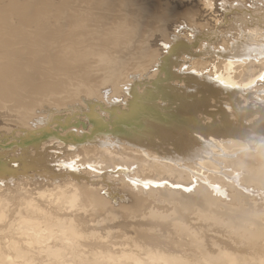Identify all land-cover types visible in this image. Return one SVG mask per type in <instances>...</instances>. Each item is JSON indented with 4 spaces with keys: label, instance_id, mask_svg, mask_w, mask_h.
Returning <instances> with one entry per match:
<instances>
[{
    "label": "bare ground",
    "instance_id": "bare-ground-1",
    "mask_svg": "<svg viewBox=\"0 0 264 264\" xmlns=\"http://www.w3.org/2000/svg\"><path fill=\"white\" fill-rule=\"evenodd\" d=\"M73 1L75 43L104 46L121 23L149 39L137 70L113 66L100 87L110 93L0 124V264H264V0ZM182 21L193 34L172 30ZM6 68L0 95L19 75ZM63 167L61 181H44Z\"/></svg>",
    "mask_w": 264,
    "mask_h": 264
},
{
    "label": "rangeland",
    "instance_id": "rangeland-1",
    "mask_svg": "<svg viewBox=\"0 0 264 264\" xmlns=\"http://www.w3.org/2000/svg\"><path fill=\"white\" fill-rule=\"evenodd\" d=\"M33 1L35 0H0V62L4 63V65L8 67L6 68V70L10 73L12 72V70H14L13 68H19L18 72L15 73L19 75L15 76L13 80L11 76L7 79V83L9 85L4 90V93L0 95V124L11 122L18 115L23 116L25 114L23 111L45 113V107H47V105L57 104L63 101L66 102L64 106L67 107L73 100L82 99L86 101L87 99H85V97L89 95L90 91H95L96 93H110L111 87L107 86L102 91H100V87L107 85L106 81L108 80V77L112 72L113 66L118 61H122L126 62L127 64H132L134 66L132 71L137 70L139 68V56L143 51L147 40L149 39L150 32H148L147 29L144 30L132 24L121 23L115 25L113 27L114 29L109 32L107 37L108 39L106 38L107 42L104 46H94L92 44L83 45L80 43H75L78 42L77 40L80 35L75 34V37L77 35L78 37H76V39L74 38L73 35L78 30H74L70 26L69 21L70 19H76L73 14L74 9L75 12L77 11L78 7H76V5L78 4V1L77 3L73 1L69 4V2L66 3V0H36L35 2L37 3L34 2L36 6L34 5ZM53 2H56V5ZM60 2H62L63 4H60ZM200 3H202V8L204 9L206 5L203 4L202 1ZM258 3L261 6H264V3H262L261 1H259ZM31 4L33 5V7ZM218 4L222 6V9L220 10L225 11L228 18L235 16V9L229 10L228 8L230 7H228V5H224L222 3ZM247 5V7H249V4ZM57 6L59 10L57 9ZM24 7L25 9H23ZM251 7L255 8V6L252 5ZM41 9L43 11H41ZM71 9L73 10L71 11ZM242 9H244L242 10V12H244L247 18L250 16L253 17V15L249 13L250 9L246 7ZM238 12L239 14H242L240 13V10ZM12 13H15L16 15H12ZM208 13L210 12L205 11L203 17L213 20L214 24L217 25V27H224L225 25H229V27H231V24L233 23V25H236V22H233L232 20L222 21L221 18L218 20L217 17L215 18V16H218V13H210V17L207 15ZM24 17H31L32 20L25 19ZM15 21H19V23H15ZM31 21L33 22L30 23ZM36 21L40 22L38 23ZM254 23L256 22L254 21ZM25 24L28 25L25 26ZM29 24L30 26L32 24L33 25L30 27ZM53 24L55 27H53ZM258 24L259 23L252 26H258ZM66 25L69 28H67ZM242 25L246 27L248 23L243 21ZM58 28H60L61 31L58 30ZM68 29H70V32ZM56 30L59 32H57ZM172 30L175 31L176 34L181 33L183 30H186L189 33L193 34V29L189 25H187L185 21H182V23L174 24L172 26ZM214 31L215 29H213V32ZM231 32L233 31H230V33ZM41 33L44 35V37ZM56 33H59L60 37L59 34ZM65 34L67 38L64 37ZM88 34H90V32L83 34L86 35V37H82L90 38L91 34L90 36ZM257 34L261 35V33H254V35ZM189 35L193 37V35ZM227 35L229 34L227 33ZM47 36L48 38H50L49 40H45L47 39ZM221 36L222 35H217L216 37L220 39ZM56 37L58 38L56 39ZM179 41L183 42V39L179 38ZM217 41H213V43H216ZM162 43L163 42L160 41L158 45H162ZM163 46L167 47L166 44H164ZM172 46L175 48L176 43L172 44ZM204 49L208 51L207 46H205ZM166 50L167 49H165L164 52H167ZM172 53L174 54V51ZM184 54L185 53L179 54V65H182L181 58ZM214 54L215 52H210V56L208 57H200L199 55L195 54L193 55L194 57L192 59L199 58L202 61H206L212 59ZM216 54L218 53L216 52ZM217 56L221 58V56ZM105 57H109L111 60H109L108 62L104 60ZM254 63L259 62H253L252 64ZM186 66H188L187 63L183 67L186 68ZM212 70L216 69L213 68ZM236 72H238V70L234 71V73ZM198 75L200 76V74ZM133 77L134 75H129V79ZM144 77H146V75H144ZM175 80L181 82L180 78H175ZM17 84H22V86L25 85L26 87H28L29 92L25 94V92L19 91V87L16 86ZM123 88L126 89L127 86H124ZM9 95H11L12 97L18 95L22 97L21 101L13 102L11 98H8ZM41 106L43 107V109L39 110ZM238 109L242 112V109L244 108L240 107ZM67 110L68 108H65L64 110L59 111V113ZM62 115L64 114L56 116L60 118L62 117ZM251 117H253V115H248L245 118L248 119ZM38 122H40V120ZM116 146L118 145L116 144ZM8 151L9 153H12L11 150ZM240 167L241 164L237 165V163H235L234 165H232L234 174H239ZM81 168L82 166L80 167V169ZM61 169L64 170L65 168H59L58 171ZM47 173L48 174L44 176V181L52 182V184L61 181V178L68 175L65 172L60 171L52 174L50 172ZM106 174L114 175V172H108ZM222 176L225 177L224 175ZM15 194L16 187H10L8 196H12Z\"/></svg>",
    "mask_w": 264,
    "mask_h": 264
}]
</instances>
